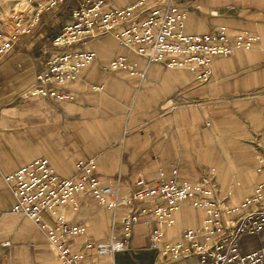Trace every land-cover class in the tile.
Here are the masks:
<instances>
[{
    "label": "crops",
    "instance_id": "1",
    "mask_svg": "<svg viewBox=\"0 0 264 264\" xmlns=\"http://www.w3.org/2000/svg\"><path fill=\"white\" fill-rule=\"evenodd\" d=\"M136 1L108 0V6L122 9ZM77 2L64 0L42 12L0 60V264H60L45 232L11 212L15 198L4 180L37 157H46L61 178L72 176L77 161L94 158L101 184L115 186L120 195L171 179V162L177 177L191 182L209 176L213 168L212 180L231 207L264 181V0L183 1L185 33H206L223 25L230 35L246 31L258 36L248 49L215 57L206 83L193 71L150 61L104 34L70 47L96 53L76 79L59 86L72 98L27 94L56 52L51 38L69 21ZM117 56L135 63V72L104 69ZM76 200L77 209L63 205L55 212L70 224L87 226L86 234L70 239L86 257L95 254L86 243L120 235L122 215L139 206L106 208L85 193ZM253 208L223 213L222 218L239 219ZM52 216L41 213L48 228L55 226ZM203 217V210L182 203L174 224L164 229L160 247L178 241L184 229L199 227ZM152 227L134 226L127 248L153 250L152 264H198L196 255L173 260L150 248ZM140 234L141 244L132 245ZM263 245L264 230L238 240L241 254Z\"/></svg>",
    "mask_w": 264,
    "mask_h": 264
},
{
    "label": "built area",
    "instance_id": "2",
    "mask_svg": "<svg viewBox=\"0 0 264 264\" xmlns=\"http://www.w3.org/2000/svg\"><path fill=\"white\" fill-rule=\"evenodd\" d=\"M183 1L137 0L125 8L113 9L109 8L108 0H78L69 13V21L50 40L56 52L46 60L26 93L60 100L72 98L70 93L59 91V86L76 79L80 70L95 60L96 53L93 50H70V47L104 34L114 36L121 44L150 61L162 62L168 68L193 71L201 83L209 81L215 57L228 56L239 48L248 49L257 41V35L246 31L230 35L223 25L206 33H185L187 14ZM62 2L64 0H38L34 21L29 25L26 24L28 9L12 13L4 28H0V60L10 52L19 35L29 31L42 12ZM118 68L134 73L135 63L117 56L104 67L107 70ZM169 166L173 174L171 179L154 185L143 184L126 195L118 194L113 185L101 184L94 158L77 161L72 176L61 178L46 157H37L4 176V180L15 198L11 212L29 218L45 232L60 264H86L85 252L75 250L70 239L86 234L87 226L70 224L61 212H55L63 205L77 209L76 196L84 193L106 208L139 205L122 215L120 235L112 234L107 241L85 244V248L93 250L96 255L108 256L124 251L134 226L153 223L148 233V246L158 249L162 256L178 260L196 255L198 264H263L264 245L241 254L238 240L264 230V181L250 196L231 207L223 203L212 180L213 168L209 176L191 182L177 177L174 162ZM230 193L227 191L226 195ZM187 201L204 211L201 225L184 229L178 241L160 247L164 229L174 224L176 212ZM250 205L254 208L239 219L223 220V213L236 212ZM45 211L53 213L54 228H48L42 221L41 213Z\"/></svg>",
    "mask_w": 264,
    "mask_h": 264
},
{
    "label": "rangeland",
    "instance_id": "3",
    "mask_svg": "<svg viewBox=\"0 0 264 264\" xmlns=\"http://www.w3.org/2000/svg\"><path fill=\"white\" fill-rule=\"evenodd\" d=\"M38 0H0V28H4L12 13L20 9H28L26 24L34 21L36 2ZM143 239L142 234L137 236V240L132 245L141 244L138 240ZM130 243V242H129ZM154 256L153 250L140 249L133 250L126 248L124 251L116 252L114 255L101 257L89 254L86 257V264H152Z\"/></svg>",
    "mask_w": 264,
    "mask_h": 264
}]
</instances>
